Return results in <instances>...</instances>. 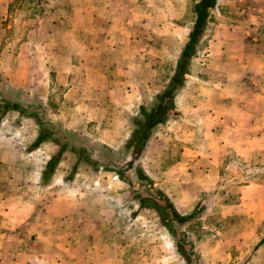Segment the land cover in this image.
Here are the masks:
<instances>
[{
  "label": "rangeland",
  "instance_id": "1",
  "mask_svg": "<svg viewBox=\"0 0 264 264\" xmlns=\"http://www.w3.org/2000/svg\"><path fill=\"white\" fill-rule=\"evenodd\" d=\"M197 1L0 5V80L24 86L14 97L20 110L7 116L5 127L18 140L16 182L24 198L43 203L60 194L71 202L63 223L52 217L57 207L39 220L48 234H66V251H75L66 253V264H264V60L247 73L257 96L241 97L247 108L253 104L248 131L222 123L217 107L225 101L217 74L236 71L232 61L249 48L250 36L241 39L236 27L256 22L264 35V0L218 1L176 96L180 115L160 126L136 157L125 148L130 119L140 105L151 107L174 73ZM254 13L261 18L252 19ZM4 101L0 91V106ZM40 128L51 133L54 150L65 146L75 155L76 171L64 181L74 180L78 193L27 190L25 184L34 183L27 143ZM249 130L255 144L248 143ZM8 175L1 163L0 188ZM52 183V175L41 181ZM159 192L179 212L198 202L201 209L178 225L162 209ZM141 198L162 208L140 207Z\"/></svg>",
  "mask_w": 264,
  "mask_h": 264
},
{
  "label": "crops",
  "instance_id": "2",
  "mask_svg": "<svg viewBox=\"0 0 264 264\" xmlns=\"http://www.w3.org/2000/svg\"><path fill=\"white\" fill-rule=\"evenodd\" d=\"M2 2L3 0H0V5H2ZM254 16L255 18H252ZM251 18L258 20L261 16L254 13L251 15ZM236 28L243 30L242 36H239L241 39L245 40V35L250 36L248 39L249 48H246L244 53L232 61L234 62L232 66L236 65L235 68L238 67L236 71L229 69L225 71V68H223L222 72L217 74V76L220 77L218 81L219 90L223 93L225 92V101L223 103H217V107L221 114L220 117H222L221 119L223 120L222 123H231V125L235 127L234 131H241L245 128H247L248 131V128L253 124L251 120L254 121V116L251 115L253 111L251 106L253 104L248 105L250 108H247L248 103H245L241 97L245 95L257 96L254 95L257 91L251 87V83H247V79H251L247 73L254 69L251 67V65H254V62L258 63V61L261 62L264 60V55L262 54L264 52H260L258 48V46L264 48V41H261L264 35H262L259 24L256 22H250L249 26L240 25ZM235 32L237 31L232 30L231 34ZM244 43L245 42H243V44ZM259 58L261 59L259 60ZM222 66L227 68L229 67V63L224 60ZM2 83L6 85L5 87L0 86V91L2 95H4V102L17 104L14 97H16L19 92H23L24 86L17 84L16 80L11 78L8 82L2 81L1 79L0 84L2 85ZM1 87L3 90H1ZM25 94L27 95L28 93L25 92ZM227 97L228 101L226 100ZM12 113L17 114L18 111L9 110L0 121V164H4L9 171L7 185H5L4 188H0V264H66V253L75 254L73 249L66 251V246L62 243L66 234H48L47 230L40 225L41 223L39 220L50 215L53 208L57 207L58 214H54L52 217H54L57 222L63 223L64 219H66L64 209L67 206L71 207V202H65V199L61 198L60 194L58 198L56 197L42 203V201L31 197L24 198L23 194L19 193L18 183L16 182L18 174L17 166L21 159L18 140L16 134L12 132L5 133V127L9 125L6 118ZM251 131L252 130H249L248 133V143L255 144V139H253L252 142L253 136L250 135L252 133ZM36 137L37 134L31 135V140L27 143V147L35 141ZM254 138H256V136ZM49 140L41 144L36 150L26 153V158L33 164V166L29 168V173L34 175V183L29 186L25 184L27 190L30 191L36 188L40 192H48L57 187L61 191L74 194L76 192L78 193L75 188L76 183L74 180L70 181V183L64 181V178L69 175V172L72 171L76 163V158L72 151H66L62 155L59 164L52 174L53 183L50 185H41V174L45 167L44 164H46L51 157L50 154H53V151H57L51 146V141ZM252 150H254V148L251 147L249 152L251 153ZM245 155L251 156L250 154ZM34 164L39 167L34 169ZM73 199L77 200L76 198ZM73 202L75 203V201ZM41 205H43V208H41ZM49 207H52V209L48 210ZM194 207L187 212H179L176 207L175 209L180 215H187ZM44 208L46 209L44 210ZM71 214L72 217L75 216L74 211H72ZM54 244H57V254L56 250L53 249ZM50 257L53 259L51 260Z\"/></svg>",
  "mask_w": 264,
  "mask_h": 264
},
{
  "label": "trees",
  "instance_id": "3",
  "mask_svg": "<svg viewBox=\"0 0 264 264\" xmlns=\"http://www.w3.org/2000/svg\"><path fill=\"white\" fill-rule=\"evenodd\" d=\"M218 1L219 0H198L195 3L193 8L194 22L189 33L188 41L185 43L178 56L175 70L169 83L161 92L154 96L150 108L140 105L137 113L130 119L131 128L125 142V148L131 153L133 158L145 150L148 142L160 126H163L170 120H175L180 115L175 104V99L189 76L191 60L196 54L197 47L209 23L210 14L216 8ZM9 110L19 111L20 109L18 104L2 103L0 106V121ZM50 136L51 133L49 131L40 128L35 141L27 147L26 152L29 153L36 150L41 144L49 140V138H51ZM65 152L66 147L60 146L59 149L51 155L41 174V181L53 174ZM77 164L78 162L74 165L72 173L76 171ZM132 165L133 162L131 161L127 164V167L130 168ZM159 193L165 203L163 208L157 204H150L148 198H141L139 200L140 207L152 209L161 207L162 209H167L170 212L172 221L178 225H184L193 220L201 209L200 203L198 202L189 214L180 215L171 201L163 196L161 192ZM165 227H167L169 232H172L171 226L167 224ZM177 252L186 260L180 248H177Z\"/></svg>",
  "mask_w": 264,
  "mask_h": 264
}]
</instances>
